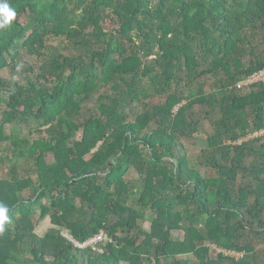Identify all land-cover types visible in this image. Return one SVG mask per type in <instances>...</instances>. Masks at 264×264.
<instances>
[{"label": "trees", "instance_id": "16d2710c", "mask_svg": "<svg viewBox=\"0 0 264 264\" xmlns=\"http://www.w3.org/2000/svg\"><path fill=\"white\" fill-rule=\"evenodd\" d=\"M7 2L0 264H264V0Z\"/></svg>", "mask_w": 264, "mask_h": 264}, {"label": "rangeland", "instance_id": "374dc122", "mask_svg": "<svg viewBox=\"0 0 264 264\" xmlns=\"http://www.w3.org/2000/svg\"><path fill=\"white\" fill-rule=\"evenodd\" d=\"M104 29L106 30H110L112 28L111 25L109 26H105L103 25ZM48 46L52 45L53 47L54 46H57V43L56 42H53V43H48L47 44ZM35 60L34 59H31L30 60V63L32 64ZM4 77H9L10 74L8 71H5L3 74H2ZM201 82L204 84V91L205 92H209L211 90V87H212V82H213V79L212 78H209V77H204V79L202 78L201 79ZM237 84V82H236ZM250 90V89H249ZM245 91H248V90H242V92H245ZM0 110H3V107L0 108ZM140 111V108L138 106V109ZM201 125H202V128L201 130L195 134V139L191 140L190 142H185V146L189 147V148H193L194 150H197L198 148H200L201 146L204 145L205 143V139L207 137V135L209 134V131H210V128H209V124L203 120V122H201ZM264 131V130H262ZM259 134V133H258ZM263 135V134H262ZM261 136V135H259ZM255 137H258V136H254V133L252 134H249L247 135L246 137L242 138L241 140L237 141L236 144H240L241 141H247L248 139L250 138H255ZM192 150V149H191ZM193 150V151H194ZM196 152V151H195ZM200 173L204 176H208V172L206 171V169L204 167H198ZM4 172H2L0 170V178L4 177ZM136 179V175L134 173H131L129 175V177H127V179ZM50 227V220L49 218H45L44 220H42L38 225H37V228H36V232L38 234H43L46 232V230ZM212 253L214 254V251L212 250ZM232 256H235L236 258H239L241 255L240 254H232Z\"/></svg>", "mask_w": 264, "mask_h": 264}, {"label": "built area", "instance_id": "2783aa9c", "mask_svg": "<svg viewBox=\"0 0 264 264\" xmlns=\"http://www.w3.org/2000/svg\"><path fill=\"white\" fill-rule=\"evenodd\" d=\"M262 82H264V69L254 72L248 75L247 77L239 80L237 84L235 85V87L238 90L244 91L245 89L249 90L253 85L262 83ZM262 134H264V131L261 130L260 132H255L254 136H259ZM65 237L66 239H68V241H70V243H72L75 247L79 249L91 248L93 251H97L100 253L102 252V250L98 246L108 241L107 236L103 232H100L99 234L95 235L94 237L82 243L76 241L71 235L66 234ZM218 252H221V250H218ZM224 254L226 255L230 254L232 256V254H235V253L224 252Z\"/></svg>", "mask_w": 264, "mask_h": 264}, {"label": "clouds", "instance_id": "9594fccd", "mask_svg": "<svg viewBox=\"0 0 264 264\" xmlns=\"http://www.w3.org/2000/svg\"><path fill=\"white\" fill-rule=\"evenodd\" d=\"M16 16V10L10 7L7 0H0V31L8 29ZM7 212V207L0 204V232L4 231V225L8 221Z\"/></svg>", "mask_w": 264, "mask_h": 264}]
</instances>
